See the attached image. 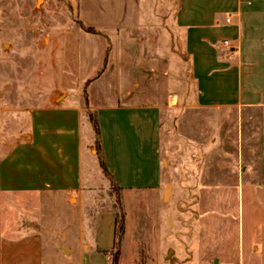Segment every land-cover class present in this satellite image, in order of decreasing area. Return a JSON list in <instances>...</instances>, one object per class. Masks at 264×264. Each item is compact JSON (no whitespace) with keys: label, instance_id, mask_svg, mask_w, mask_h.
Here are the masks:
<instances>
[{"label":"crops","instance_id":"0c3cea01","mask_svg":"<svg viewBox=\"0 0 264 264\" xmlns=\"http://www.w3.org/2000/svg\"><path fill=\"white\" fill-rule=\"evenodd\" d=\"M73 7L72 73L50 102L30 110L27 134L0 157V194H54L78 210L67 232L73 264H264V218L257 219L264 213V0H75ZM185 68L199 106L258 115L254 123L252 115L243 118L250 133L256 125V138L237 130L243 163H166L162 119L182 97ZM91 114L115 185L158 196L135 230L139 239L156 234L158 243L141 241L135 262L125 260L120 239L125 217L117 233L116 211L85 213L99 188L86 176ZM110 215L113 245L106 249L97 231ZM193 222L198 239L190 244ZM22 236L23 252L35 260L28 263L41 264L39 231Z\"/></svg>","mask_w":264,"mask_h":264},{"label":"rangeland","instance_id":"374dc122","mask_svg":"<svg viewBox=\"0 0 264 264\" xmlns=\"http://www.w3.org/2000/svg\"><path fill=\"white\" fill-rule=\"evenodd\" d=\"M74 5L75 0H0V157L27 134L30 110L50 102L58 83L67 80V75L72 73L67 71L71 70L74 59V37L70 29L77 23ZM180 75L177 87L182 91V97L164 111L162 119V153L166 163L172 169L243 163L236 151L237 130H248L246 139L256 138V125H252L253 133H250L251 124L243 118L252 115L254 123L258 115L254 110L243 113L235 108L199 106L194 99L190 72L185 68ZM89 125L87 149L91 160L86 176L95 179L99 188L92 191L96 201L85 213L92 219L98 209L107 213L116 211V228L119 224L123 227L120 220L123 215L124 235L120 239L127 256L125 260L135 262L136 256L141 255V241L158 243L156 234L155 238L140 239L135 235L137 223L140 225L146 214H153L157 206L154 197L158 196L147 192L132 194L130 189L123 191L115 185L101 161L92 114ZM211 143L218 148L214 152ZM244 202L246 224L250 216L246 192ZM77 212L70 204L60 205L54 194H0V264L35 262L33 256L23 252L20 241L25 238L22 234H34L36 230L42 240L41 264H73L67 232ZM187 215L189 219L193 218L191 214ZM220 218H224L221 208ZM262 218L264 213L257 214L258 220ZM113 223L112 215L105 216L97 231V241L106 249L113 245ZM191 224L188 243L195 244L198 239L194 235L196 224ZM221 241L228 244L229 239Z\"/></svg>","mask_w":264,"mask_h":264},{"label":"trees","instance_id":"16d2710c","mask_svg":"<svg viewBox=\"0 0 264 264\" xmlns=\"http://www.w3.org/2000/svg\"><path fill=\"white\" fill-rule=\"evenodd\" d=\"M88 29H92L91 27H88ZM97 128V127H96ZM102 161V160H101ZM102 164H103V166L105 167V165H104V163H103V161H102ZM123 215H121V218H120V220H121V222H123ZM116 223H118V217H116ZM121 230H122V224H121V226H120V224H119V227L118 228H116V232L117 233H119V232H121Z\"/></svg>","mask_w":264,"mask_h":264},{"label":"water","instance_id":"95a60500","mask_svg":"<svg viewBox=\"0 0 264 264\" xmlns=\"http://www.w3.org/2000/svg\"><path fill=\"white\" fill-rule=\"evenodd\" d=\"M210 147H211V151L212 152H214L216 149H218L216 146H214L213 143H211Z\"/></svg>","mask_w":264,"mask_h":264},{"label":"built area","instance_id":"2783aa9c","mask_svg":"<svg viewBox=\"0 0 264 264\" xmlns=\"http://www.w3.org/2000/svg\"><path fill=\"white\" fill-rule=\"evenodd\" d=\"M231 15V14H230ZM230 15L227 17V20H229L230 19ZM228 40H224V43H227L228 44Z\"/></svg>","mask_w":264,"mask_h":264},{"label":"bare ground","instance_id":"6f19581e","mask_svg":"<svg viewBox=\"0 0 264 264\" xmlns=\"http://www.w3.org/2000/svg\"><path fill=\"white\" fill-rule=\"evenodd\" d=\"M40 1V0H39Z\"/></svg>","mask_w":264,"mask_h":264}]
</instances>
